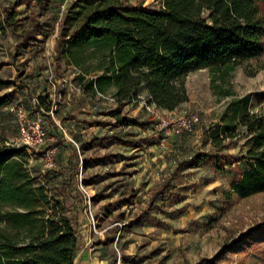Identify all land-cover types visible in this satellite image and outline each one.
I'll return each instance as SVG.
<instances>
[{
  "label": "rangeland",
  "instance_id": "rangeland-1",
  "mask_svg": "<svg viewBox=\"0 0 264 264\" xmlns=\"http://www.w3.org/2000/svg\"><path fill=\"white\" fill-rule=\"evenodd\" d=\"M71 1L52 0L47 16L38 18L51 32L47 37L34 34L29 42L20 43V36L9 30L0 34V152L22 148L10 107L24 106L32 116L33 98H42L45 107L53 106L52 118L64 139L48 132L42 148L24 149L19 157L50 199L49 206H36L44 217L64 196L59 170L68 157L78 163L74 185L83 193L85 207L74 264H264V233L254 231L264 226V192L246 198L234 194L228 205L222 195L241 173L242 162L224 165L220 158L219 169L215 157L193 165L180 163L196 153L242 154L251 147L238 120L245 110L264 116V68L254 75L247 73L264 65V58L245 62L228 75L207 69L189 73L187 101L172 111L146 103L141 94L137 101L124 103L122 112L143 122V127L123 126L108 114L115 107L109 94L81 91L74 66L55 76L51 54L59 19ZM126 1L162 5V0ZM15 16L17 31L23 32L37 19V7L21 5ZM189 116L198 117L190 132L166 131L158 125L160 119ZM107 136L124 140L155 136L157 142L131 146ZM69 142L77 149L74 157L66 146ZM81 143L86 149L80 154ZM50 146H54V165L48 168L40 153ZM167 179L172 187L165 200L150 201L148 190ZM2 210L22 209L6 205Z\"/></svg>",
  "mask_w": 264,
  "mask_h": 264
},
{
  "label": "trees",
  "instance_id": "trees-1",
  "mask_svg": "<svg viewBox=\"0 0 264 264\" xmlns=\"http://www.w3.org/2000/svg\"><path fill=\"white\" fill-rule=\"evenodd\" d=\"M51 1L0 0V34L9 30L20 36V43L29 42L34 34L47 37L51 32L38 18L47 16ZM30 3L37 7V19L31 28L18 32L17 9ZM59 24L51 54L55 76L61 77L74 66V79L81 91L109 94L115 107L108 114L123 126L143 127V122L122 112L124 103L137 101L141 94L146 103L172 111L187 101L185 77L189 73L207 69L212 74L228 75L245 62L264 58V0H162L157 8L126 0H73ZM262 68L264 65L247 73L254 75ZM41 99L37 97V103H32L31 113L40 114L47 131L62 141L63 132L49 113L51 105L45 107ZM238 124L248 134L246 143L251 144L244 153H196L180 162L193 165L215 157L219 169L220 158L230 166L241 161V173L222 191L226 205L234 194L246 198L264 192V116L245 110ZM105 139L131 146L157 142L155 136ZM66 146L73 157L77 155L71 142ZM24 149L0 152V264H74L79 218L85 207L84 195L74 185L78 163L72 156L67 158L59 170L63 199L53 203L46 217L40 216L36 206H49L50 199L19 157ZM85 149V144L78 145L80 154ZM171 187L167 179L149 189L150 201H164ZM6 205L22 210L3 211ZM260 230L264 233V226L254 231Z\"/></svg>",
  "mask_w": 264,
  "mask_h": 264
},
{
  "label": "built area",
  "instance_id": "built-area-1",
  "mask_svg": "<svg viewBox=\"0 0 264 264\" xmlns=\"http://www.w3.org/2000/svg\"><path fill=\"white\" fill-rule=\"evenodd\" d=\"M32 103H37L36 98L32 99ZM9 111L14 113L18 121L17 143L24 146L27 150H34V152H37L48 140V131L44 126L42 116L38 113L31 116L24 106H12L9 108ZM49 113L52 115L53 106H51ZM197 121V116H189L171 121L160 119L158 125L166 131L179 132L180 130H185L190 132L193 130ZM53 152L54 146L48 147L40 153L45 161V166L48 168L54 165Z\"/></svg>",
  "mask_w": 264,
  "mask_h": 264
}]
</instances>
